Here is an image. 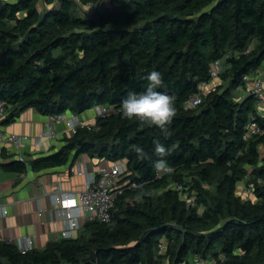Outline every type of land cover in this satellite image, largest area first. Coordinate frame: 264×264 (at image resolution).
<instances>
[{"label":"trees","instance_id":"obj_1","mask_svg":"<svg viewBox=\"0 0 264 264\" xmlns=\"http://www.w3.org/2000/svg\"><path fill=\"white\" fill-rule=\"evenodd\" d=\"M103 1L0 0L4 124L27 109L47 117H82L98 105L118 111L79 129L59 150L0 168L22 175L74 165L86 155L123 162L125 181L136 187L126 186L118 197L111 223H85L72 239L27 254L0 241V264H190L215 258V264H264V115L254 96L234 98L246 88L245 76L264 69V0ZM79 4L97 9L86 16ZM226 56L229 85L187 109L211 81L212 64ZM154 69L163 78L157 91L173 97L176 107L166 130L121 118V101L143 91ZM252 119L263 133L245 142ZM157 141L171 149L167 160L176 168L162 179L153 168ZM133 145L143 146L149 158L137 159ZM188 172L192 181L185 180ZM247 176L255 203L237 193ZM175 182L194 193V206L169 188Z\"/></svg>","mask_w":264,"mask_h":264},{"label":"built area","instance_id":"obj_2","mask_svg":"<svg viewBox=\"0 0 264 264\" xmlns=\"http://www.w3.org/2000/svg\"><path fill=\"white\" fill-rule=\"evenodd\" d=\"M224 70L223 61H215L210 70L211 81L209 84L222 75ZM246 88H248V95H252L257 99L258 110L262 113L264 111V76L257 72L254 76H245L243 78ZM209 84L203 83L201 85L200 93L193 96L187 103L186 108L197 109L202 104V89ZM95 118L106 119L108 116L117 114L113 107L108 105H98L93 109ZM7 115V104L0 100V156L5 153V150L18 153L17 157L20 161H25L22 155V150L29 144L34 143L40 146L44 143H54L58 140L61 132L60 127L64 132L70 135H75L79 129L89 128L95 126V123H90L87 119L81 118L75 114H60L49 117L45 128L35 136L17 135L8 133L1 121ZM263 133L261 127L255 119H252L246 126L243 135V140L249 142L256 136ZM11 153V152H10ZM264 166V161L260 163ZM176 172V168H172L170 173L161 174L157 176L162 179L166 175H172ZM125 164L123 162L117 163H100L97 166L95 173H90L87 170L86 164H79V175L85 177V183L81 190H66L62 182H58L53 193L52 211L53 220H59L62 223L63 230L60 234V239H72L80 232L85 223L100 222L111 223L112 213L116 208V202L120 195H122L129 186L135 188V183L126 182ZM249 189H243L247 196H254V189L249 186ZM169 188L178 191L182 198L186 201L187 207L194 206V193L191 197H187L188 187L183 183L175 182ZM9 215V210L6 205H0V241L14 245L22 254H27L35 249L34 242L30 237H14L10 235L5 237L3 235L2 221ZM190 264H213L212 261H205L202 259H195Z\"/></svg>","mask_w":264,"mask_h":264},{"label":"crops","instance_id":"obj_3","mask_svg":"<svg viewBox=\"0 0 264 264\" xmlns=\"http://www.w3.org/2000/svg\"><path fill=\"white\" fill-rule=\"evenodd\" d=\"M81 118L87 119L92 124L96 121L92 110L86 112ZM48 120L49 117L41 115L35 109H27L11 124H4L2 120L1 125L8 133L35 136L45 128ZM60 132L56 142L44 143L40 146L31 143L22 150V155L30 161L47 154L52 148L59 150L66 144V140L72 137L64 132L62 126ZM5 151L0 156V163L18 159V153L9 151V149ZM100 163H102L101 160L91 159L85 155L74 165L71 163L64 167L40 172L29 169L22 175L9 173L0 168V205H6L9 210L8 217L2 221L3 235L5 237L10 235L30 237L35 249H44L48 243L60 240L63 226L61 221L53 220L51 215V194L58 182H62L66 190H81L85 177L79 175V164H86L87 170L95 173ZM80 234L81 232H78L76 236Z\"/></svg>","mask_w":264,"mask_h":264},{"label":"clouds","instance_id":"obj_4","mask_svg":"<svg viewBox=\"0 0 264 264\" xmlns=\"http://www.w3.org/2000/svg\"><path fill=\"white\" fill-rule=\"evenodd\" d=\"M146 79L148 83L143 91L139 93L131 91L121 101V118L138 121L140 128L157 126L161 130H166L167 125L176 115L173 97L165 92L157 91L163 85L160 71L155 69L150 71ZM132 149L137 159L143 161L149 158L143 146L133 145ZM170 151L171 149L166 148L162 143L155 142L154 152L158 158L153 161V168L157 176L172 171L167 160ZM142 191L143 186H141ZM136 198L139 199L140 194Z\"/></svg>","mask_w":264,"mask_h":264},{"label":"rangeland","instance_id":"obj_5","mask_svg":"<svg viewBox=\"0 0 264 264\" xmlns=\"http://www.w3.org/2000/svg\"><path fill=\"white\" fill-rule=\"evenodd\" d=\"M8 1H10V2L12 1L13 2V1H16V0H8ZM102 4L104 6H110V1L109 0H104ZM41 6H42V4H41ZM79 8H80V11L82 12V14L83 15H86V16L92 14V12H94L97 9L96 6L89 7V6H83V5H80V4H79ZM229 56H231V55L229 54ZM226 59H227V56L223 58L224 65H225V60ZM224 73H225V70H223L222 75L220 76V78H218L216 80H213L208 86H204L203 87V89H202V99H204L205 96L209 95L211 92L216 91L219 88H225V87H227L229 85V82L223 76ZM260 74L264 76V69H261L260 70ZM248 96H249L248 95V88H244V87L241 88L238 91H235V94H234V98L237 101H239L240 99L243 100V99L247 98ZM188 109L189 110H192L190 108H188ZM262 113L264 115V111ZM95 123H96V121H95ZM192 178H193V176H192V173L191 172H188V173L185 174V180L186 181H192ZM248 182H250V178L248 176L247 177H244L242 179V181L239 183V189L237 190V193H238L239 196H241V198H243L245 200H253V202L255 203L257 201V199L254 196H247L245 194V191L243 190L244 188L245 189H249ZM207 188L210 189V191L213 192V193L216 192L215 187H210L209 186ZM192 194L193 193H192V191L189 188V190L187 191V194H186L187 197H191ZM200 212H202V210H200ZM80 232H82V230ZM217 260L218 259L215 258V260H213V264H215L217 262Z\"/></svg>","mask_w":264,"mask_h":264}]
</instances>
